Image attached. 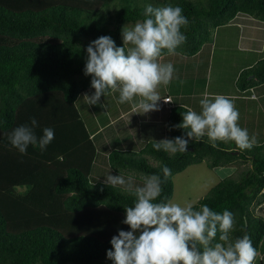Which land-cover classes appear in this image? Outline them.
Returning a JSON list of instances; mask_svg holds the SVG:
<instances>
[{
	"label": "trees",
	"instance_id": "1",
	"mask_svg": "<svg viewBox=\"0 0 264 264\" xmlns=\"http://www.w3.org/2000/svg\"><path fill=\"white\" fill-rule=\"evenodd\" d=\"M148 4L183 9L187 40L177 54L187 57L211 48L214 31L240 15L264 22V0H0V264H113L107 258L110 241L118 230H130L123 220L135 197L93 181L97 149L76 102L93 89L91 76L80 80L86 76L87 46L101 36L123 46L122 27L142 20ZM237 84L244 92L264 89V59L243 70ZM168 107L169 139H189L190 129L175 127L187 107ZM33 118L37 136L49 127L55 137L46 150L30 145L21 154L8 134ZM216 143L206 136L189 139L187 152L176 154L150 143L139 156L114 151L108 164L116 175L135 169L162 178L166 165L172 175L163 184V200L173 199L174 175L191 166L206 161L216 170L240 159L251 162L252 170L239 180L226 177L194 206L231 211V236L248 234L259 253L255 262L260 257L264 264V217L255 213L264 203V146L248 152L234 141Z\"/></svg>",
	"mask_w": 264,
	"mask_h": 264
},
{
	"label": "clouds",
	"instance_id": "2",
	"mask_svg": "<svg viewBox=\"0 0 264 264\" xmlns=\"http://www.w3.org/2000/svg\"><path fill=\"white\" fill-rule=\"evenodd\" d=\"M188 24L180 6L148 4L142 20L122 27L123 46H117L111 36L91 41L84 72L92 77L95 91L91 96L85 94L84 100L95 105L109 92H118L119 103L130 104L133 113L159 110V89L169 85L175 73L173 63L164 61L165 52L177 54L187 40L181 29ZM199 104V112L187 108L182 123L175 126L190 129L189 139L201 141L206 136L213 147L217 141H234L241 150L258 144L256 135L240 126V113L230 97L205 92ZM37 126L33 118L30 124L16 127L8 134L10 144L21 154H26L30 145L46 150L55 137L54 130L46 127L43 135L37 136ZM189 139L166 138L152 146L170 154L185 153ZM217 170L229 175L236 171L224 167ZM162 173L163 178L158 174L143 176L141 186L131 175L127 179L120 174L106 177L105 183L111 188L120 186L135 197L132 205L125 207L123 220L130 230H118L110 241L107 258L113 264H254L259 253L250 236H231L235 227L231 211L218 213L207 205L196 209L192 202L161 200L163 184L172 175L166 165Z\"/></svg>",
	"mask_w": 264,
	"mask_h": 264
},
{
	"label": "crops",
	"instance_id": "3",
	"mask_svg": "<svg viewBox=\"0 0 264 264\" xmlns=\"http://www.w3.org/2000/svg\"><path fill=\"white\" fill-rule=\"evenodd\" d=\"M242 24L245 26V28L242 30L243 31L242 35L245 34V31L247 29L249 32L248 34L246 33L247 35H249L248 38L246 39L247 43L240 46V50L243 53V57H245L244 59H246L247 56L257 55V54L263 56L264 55V22L259 21L257 19L255 20L253 17L247 15H240L232 23L226 26L240 27L242 26ZM254 31H258L259 38L257 35H255ZM243 39L244 37H242V40ZM212 48L213 46L210 48V50H212ZM200 54L205 55L204 52L198 53V55ZM180 55L177 54L175 60H173L172 58L174 55L164 56V61L176 62V61H180L181 59L186 61L187 64H189L190 61L188 60V58H191L193 60L194 59L196 60L193 64H191L192 66L195 65V67L197 63H199L200 61V60L197 61L198 55L194 57H187L184 55L182 57ZM207 57L208 59H210L209 64L207 65L208 68H210L212 53H208L205 58ZM253 66L254 65L247 64V66L244 65V68L243 66H241L240 70L242 72L243 70L252 68ZM208 68L206 69L203 68L201 74L198 75L195 74V77L190 78V80L188 79L187 81L188 85L185 84L182 88H177L174 86L175 78L173 77L169 85L161 86V88L159 89L160 94H162L161 96L162 99L158 102L159 110L152 111L146 114L133 113L130 104L119 103L118 92H109L107 96L101 97L99 103L102 108L100 113H103L105 115L104 117L106 118V122L102 124L99 122V116H98L99 113H95V107L90 105L87 106L84 100L85 94L91 96L92 94H94V91L90 92L91 94H88L87 91L83 92L79 96L76 102V106L97 149V159L94 163L93 172L91 175V177L94 176L92 177L93 181L95 179V182L97 180L101 182H105L106 177L109 174L116 175L113 169H111V167L108 164V158L112 152L119 151L123 153H130L131 155L134 156H139L144 151L146 146H148L150 143H154L155 141L158 142L166 138L169 139V135H168L169 105L171 106L177 104L184 105L187 108H192L193 110L199 112L201 110L199 101L202 99L203 94L207 92L206 91L207 84L205 83V74L209 71ZM237 78H239V75L237 76ZM237 82L234 83L235 89L239 88ZM185 87L190 91L187 94H183L182 92V89ZM261 88L258 87L257 89H261ZM178 91L179 94L175 93ZM254 91H256V88L245 92L240 90L241 95H246L248 94V92H254ZM216 94H220V93L214 92L213 94H209V95H216ZM224 95L230 97L231 99L233 96L232 94H224ZM236 96H237L236 101L244 99V97H240V93L237 94ZM109 97H111L112 98L111 100H113L112 108H109L108 105H106L105 100ZM253 97H255L253 98L255 101L258 98L261 99L262 97H264V92L259 94L258 96L256 95ZM167 98H170L169 104H167L165 101ZM236 108L237 109L240 108L238 110L240 115L241 114L247 115L246 104L238 103ZM239 120H240L239 122H241V118ZM141 128H144L142 129L144 134L141 133ZM262 131L263 129L258 128L255 132H253V134L256 135L257 137L259 145H262L263 144L262 142H264L262 141L263 140ZM119 133H124L126 136V140L125 142L120 141L118 145L116 144L113 145L114 135H117ZM108 135L109 136L113 135L112 140L105 139V137H107ZM263 259L264 257L262 256V260Z\"/></svg>",
	"mask_w": 264,
	"mask_h": 264
},
{
	"label": "rangeland",
	"instance_id": "4",
	"mask_svg": "<svg viewBox=\"0 0 264 264\" xmlns=\"http://www.w3.org/2000/svg\"><path fill=\"white\" fill-rule=\"evenodd\" d=\"M141 3H143V1H141ZM128 25L131 26V25H134V23H131ZM227 26L218 28L214 31V37L212 41L213 48L212 50H210V48L208 47L206 50L203 51L205 55H201V54L198 55L197 61L198 60L200 61L199 63H197L196 67L195 65L194 66L191 65L196 61L195 59L193 60L191 58H188V60L190 61L189 64H187L186 61L181 60V59L180 61L171 62L173 63L174 68H175V73L173 76L175 78L174 86L177 88H182L185 84H187L188 79L190 80V78L195 77V74L197 75L201 74L203 68L204 69L208 68L207 65L209 64L210 59H208V57L207 58L205 57L207 56L208 53H212L211 64H210L211 67L208 68L209 71L205 74V83L207 84V89H206L207 93L213 94L214 92H217L223 95L232 94L233 95L232 100L235 102L236 106L238 103L246 104L247 115L245 114L240 115L241 122H239V124L242 128H246L250 135H253V132H255L258 128L263 129L262 131L263 140L262 141H264V100H262L263 98L261 99L258 98L256 101L253 99V96H256V95L258 96L259 94L263 93L264 89L256 88V91L254 92H248V94L246 95H241L240 89L239 88L235 89L234 87V83H236L238 79L237 76L240 75L241 73L240 67L243 66L244 68V65L247 66V64L255 65L257 64L258 61L264 58V55L263 56L260 54L251 55V56H247L246 59H244L245 57H243V53L240 50V46L247 43L246 39L249 36L247 35L249 33L248 29L245 31V34L242 35L243 33L242 30L245 28L243 24L240 27H237V26L227 27ZM254 33L255 35L258 36V31H254ZM242 37H244L243 40H242ZM180 56L183 57V55H180ZM176 57H177V54L172 57L173 60H175ZM86 78L91 79L89 76L87 77L84 76L80 80L87 81ZM181 81H183V83H181ZM93 91L95 90L90 89L87 91V93L91 94L90 92H93ZM182 92L183 94H187L190 91L185 87L182 89ZM175 93L179 94V91ZM239 93H240V97H244V99L236 101V97H237L236 95ZM160 96H162V94H160ZM111 99L112 98L109 97L105 100L106 105H108L109 108L113 107V103H112L113 100ZM114 103H117V102H114ZM86 105L88 106L90 104L86 102ZM90 106H94L95 113H99L98 114L99 122L101 124L105 123L106 122V118L104 117L105 115L103 113H100L102 109L100 104H95V105H90ZM142 129L144 128H141V133H143ZM168 135H169V132H168ZM112 137L113 135L111 136L108 135L107 137H105V139L112 140ZM125 140H126V136L124 133H119L117 135H114L113 145L114 144L118 145L120 141L125 142ZM262 143L263 144L261 146H264V142ZM258 144L256 146H258ZM229 145L230 146L233 145V142H229ZM246 151L249 152L251 151V149L250 150L246 149ZM143 157L148 159L149 163L152 165L158 164V161L149 155H145ZM138 159H141V158H138ZM224 168H235L236 171L229 175L224 172H220L217 169L211 170L208 168L207 162L205 161L201 164L189 167L187 170L183 171L182 173L174 175L173 177L174 196L172 200L178 203H184L185 201H188L196 205L201 199L208 196L210 192L226 177H233L239 180L242 174L246 173L249 170H252V164L251 162L240 159V160L234 161L232 164L228 166H225ZM118 173L120 175H123L126 179L129 175L133 176L135 179V184L137 186L142 185L141 178L143 176H146L144 173L138 172L135 169H131V170L127 169V170L119 171ZM117 187L124 190L120 186H117ZM255 208H256L255 213L257 215L264 216V203L261 206L260 205L255 206ZM259 262H260V257L257 259L255 264H260Z\"/></svg>",
	"mask_w": 264,
	"mask_h": 264
},
{
	"label": "built area",
	"instance_id": "5",
	"mask_svg": "<svg viewBox=\"0 0 264 264\" xmlns=\"http://www.w3.org/2000/svg\"><path fill=\"white\" fill-rule=\"evenodd\" d=\"M166 101H167L166 103L169 104L170 103V98H167Z\"/></svg>",
	"mask_w": 264,
	"mask_h": 264
}]
</instances>
